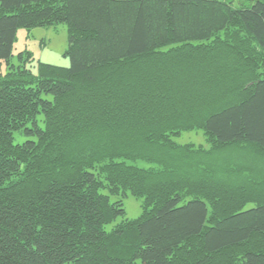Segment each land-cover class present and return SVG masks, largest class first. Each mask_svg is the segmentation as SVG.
I'll use <instances>...</instances> for the list:
<instances>
[{
  "label": "trees",
  "instance_id": "obj_1",
  "mask_svg": "<svg viewBox=\"0 0 264 264\" xmlns=\"http://www.w3.org/2000/svg\"><path fill=\"white\" fill-rule=\"evenodd\" d=\"M2 62L0 264H264V0H0Z\"/></svg>",
  "mask_w": 264,
  "mask_h": 264
},
{
  "label": "rangeland",
  "instance_id": "obj_2",
  "mask_svg": "<svg viewBox=\"0 0 264 264\" xmlns=\"http://www.w3.org/2000/svg\"><path fill=\"white\" fill-rule=\"evenodd\" d=\"M67 27L63 23L50 26H36L29 30L19 27L16 31V38L12 46L11 63L14 65L20 63L19 55L26 57L30 53L32 60L26 65L33 71H36L38 61L54 64L58 66H69V58L64 56L67 48ZM7 66L4 62L0 63V73H5ZM40 118V115H38ZM29 138L30 135L15 132L13 134V142L21 143ZM175 141L179 143H193L195 145H203L207 147L205 136L201 130L193 129L182 131L175 137ZM137 165L145 166L147 163L139 160ZM120 198L123 203L125 214L118 216L113 222L105 225L106 229H110L114 224L123 218H136L141 214V200L128 194L127 196H111V200ZM249 204L248 206H250Z\"/></svg>",
  "mask_w": 264,
  "mask_h": 264
}]
</instances>
